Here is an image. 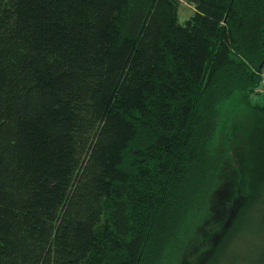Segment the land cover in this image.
I'll return each mask as SVG.
<instances>
[{
  "label": "trees",
  "instance_id": "obj_1",
  "mask_svg": "<svg viewBox=\"0 0 264 264\" xmlns=\"http://www.w3.org/2000/svg\"><path fill=\"white\" fill-rule=\"evenodd\" d=\"M185 1L181 23L180 0H0V264H166L208 215L234 98L252 121L245 203L216 264H249L264 0Z\"/></svg>",
  "mask_w": 264,
  "mask_h": 264
},
{
  "label": "rangeland",
  "instance_id": "obj_2",
  "mask_svg": "<svg viewBox=\"0 0 264 264\" xmlns=\"http://www.w3.org/2000/svg\"><path fill=\"white\" fill-rule=\"evenodd\" d=\"M195 13L194 4L180 0L181 23L191 19ZM261 100L262 97H259L256 102ZM251 126V116L242 105L240 98L230 100L220 109L212 152L223 157V165L218 184L211 195L208 215L201 222L197 221L183 230L180 241L177 242L180 245L179 253L176 246L175 251L169 256V260L173 262L169 263L166 259V264H176V261L178 264H216L219 258L233 261V254L225 252L226 244L223 239L233 222L238 224L227 235L228 238L233 236L242 220L239 216L245 203L242 197L240 198L243 196L242 174L247 169V139ZM249 200L247 199L246 202ZM251 215L243 228L250 229L251 234L248 238L253 240L249 241L251 245L249 248L241 249L240 259L242 261L247 259L249 264H255L256 258L264 261L262 256L264 255V209ZM252 249L254 253L250 252Z\"/></svg>",
  "mask_w": 264,
  "mask_h": 264
},
{
  "label": "built area",
  "instance_id": "obj_3",
  "mask_svg": "<svg viewBox=\"0 0 264 264\" xmlns=\"http://www.w3.org/2000/svg\"><path fill=\"white\" fill-rule=\"evenodd\" d=\"M260 76H261V80H260V83L256 89V92H264V68L261 70V73H260Z\"/></svg>",
  "mask_w": 264,
  "mask_h": 264
}]
</instances>
